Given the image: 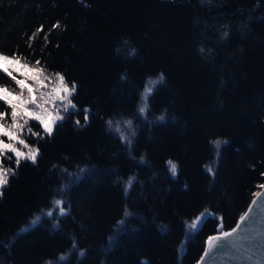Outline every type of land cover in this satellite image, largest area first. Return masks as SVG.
Listing matches in <instances>:
<instances>
[{"label":"trees","instance_id":"1","mask_svg":"<svg viewBox=\"0 0 264 264\" xmlns=\"http://www.w3.org/2000/svg\"><path fill=\"white\" fill-rule=\"evenodd\" d=\"M0 53L77 85L36 164L2 159L0 264H197L264 184V0H0Z\"/></svg>","mask_w":264,"mask_h":264},{"label":"snow or ice","instance_id":"2","mask_svg":"<svg viewBox=\"0 0 264 264\" xmlns=\"http://www.w3.org/2000/svg\"><path fill=\"white\" fill-rule=\"evenodd\" d=\"M37 31H40L38 29ZM40 61H36V65H39ZM0 72L6 73L17 85L20 89L19 92L13 93L9 88L0 86V101H3L8 107L11 108V124H7L5 121L6 113L0 112V137H7L8 143H5L4 140L0 139V189H4L5 186L9 183V176H15V172L11 167H5L2 163L3 158L11 159V157L7 156V153H11L15 156V164L17 167H20L21 161L27 160L32 164L37 163V157L39 156V149L35 147H29V145L25 142L24 139L20 138L21 130L28 125L29 120H34L39 123L43 132L47 134V136H52L54 132V127L57 125L58 121L65 119V117L60 115H53L51 111L45 105H48L55 100H61L65 102L64 111L71 116L75 114L69 111V108L75 109L76 105L72 103L70 99L76 89L77 85L73 83L71 87H69L65 82V77L60 74H55L56 84L52 88L50 93H44L40 91L41 87H44V81L48 79L47 76L44 75L45 70L41 67H36V65H32L31 67L27 63H22L21 58H18L15 54L11 57L0 53ZM18 72L23 79H17V77L13 74ZM32 81V85L30 86L27 82ZM164 81L163 75L158 77L156 80L149 79L144 87V91L141 93V103L138 106V112L141 116H144L145 113L149 110V98L153 93L155 86ZM25 91L27 95H25ZM36 92L39 94L37 97L33 93ZM29 105H35V108H29ZM85 123H87L88 115L87 109H85ZM146 118V117H145ZM165 120V116L161 115L157 117V121L163 122ZM79 125V121L76 122ZM109 128H112L113 121L109 120L108 122ZM124 124L127 126V129H132L133 122L132 120L124 121ZM28 131L33 135L37 136V132H33L32 128L29 127ZM116 131L121 132V140H126L129 144L132 143V140L129 138L130 136H134V131L129 132V136H125L119 124L116 125ZM43 139V137H41ZM22 145L24 148H27L28 151L24 152L18 149L16 144ZM216 149L218 150L221 142L215 141L213 142ZM170 166L169 170L172 173L173 177L177 174V165L172 162H167ZM212 171L211 168L208 169ZM129 184L132 183L130 179L128 181ZM63 192V189L60 190ZM2 195V192H0ZM63 201L62 200H54L53 205L60 209V215L65 214V209L61 207ZM47 216L53 217L55 219H59L58 216L54 215V211L50 210L46 213ZM41 219L40 216H37L36 219L32 222V226H34ZM241 221L245 219V217L240 218ZM199 222H201L200 218L194 220L191 223V228L196 229L198 227ZM240 225L238 224L237 227ZM230 233L225 232L224 236L227 237ZM77 246L75 241H73V249ZM81 256L84 255V252L81 251ZM65 255H61L59 259L61 261L66 260Z\"/></svg>","mask_w":264,"mask_h":264},{"label":"water","instance_id":"3","mask_svg":"<svg viewBox=\"0 0 264 264\" xmlns=\"http://www.w3.org/2000/svg\"><path fill=\"white\" fill-rule=\"evenodd\" d=\"M197 264H264V184L230 230L207 238Z\"/></svg>","mask_w":264,"mask_h":264},{"label":"rangeland","instance_id":"4","mask_svg":"<svg viewBox=\"0 0 264 264\" xmlns=\"http://www.w3.org/2000/svg\"><path fill=\"white\" fill-rule=\"evenodd\" d=\"M3 66V65H1ZM46 84H51V81H47ZM69 87H71V85L67 84ZM40 91L41 92H44V93H48V90H42V87L40 88ZM34 95H36L37 97L39 96L38 93L34 92L33 93ZM56 102L58 103V100H56ZM57 103L55 104H48V105H45V107H47L49 109V111L52 112L53 115H60V116H63L64 117V114L62 111L58 110L59 107H65V102L64 101H61L60 105H58ZM74 109H71L69 108V111H73ZM6 122L7 124H11L12 121L11 120H6L4 121ZM29 123L30 125H26L24 129L21 130V134H20V138L24 139L25 142L29 145V147H35L33 144L30 143V141L28 140H31L33 138V135L28 131V128L31 127L32 128V131L33 132H37L38 134L41 133L40 135H44L45 133L43 132V129L41 128V126L39 125V123L37 121H34V120H29ZM42 129V131H41ZM41 131V132H40ZM0 139L4 140L5 143H8V139L7 137H0ZM18 149H20L21 151H24V152H27L28 149L27 148H24L22 145L20 144H16L15 145ZM12 156L14 157L15 159V156L12 154ZM11 159H8V163L10 162ZM15 164V162H14ZM16 165V164H15ZM224 232V231H222ZM218 233H221V232H218Z\"/></svg>","mask_w":264,"mask_h":264},{"label":"clouds","instance_id":"5","mask_svg":"<svg viewBox=\"0 0 264 264\" xmlns=\"http://www.w3.org/2000/svg\"><path fill=\"white\" fill-rule=\"evenodd\" d=\"M161 75H162V74H161ZM161 75H160V76H161ZM160 76H159V77H160ZM155 80H156V79H155ZM46 264H51V262H50V261H47Z\"/></svg>","mask_w":264,"mask_h":264}]
</instances>
